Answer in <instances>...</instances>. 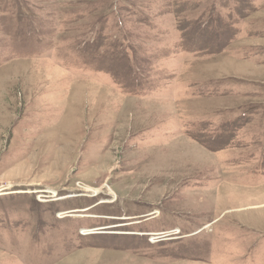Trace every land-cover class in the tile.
Instances as JSON below:
<instances>
[{"label":"rangeland","instance_id":"rangeland-1","mask_svg":"<svg viewBox=\"0 0 264 264\" xmlns=\"http://www.w3.org/2000/svg\"><path fill=\"white\" fill-rule=\"evenodd\" d=\"M0 190V264H264V0H0Z\"/></svg>","mask_w":264,"mask_h":264},{"label":"bare ground","instance_id":"bare-ground-1","mask_svg":"<svg viewBox=\"0 0 264 264\" xmlns=\"http://www.w3.org/2000/svg\"><path fill=\"white\" fill-rule=\"evenodd\" d=\"M1 192H4V190H0V194H1ZM101 192V189H99V190H96L95 191V193L96 194H98V193H100ZM6 193V192H5ZM54 194H53V197L54 196H56V193L55 192H53ZM68 216V214H65V213H63V214H60L59 215V218H64V217H67ZM74 217H82V215L81 214H75L74 215ZM103 229V228H102ZM106 230H108L107 228H106ZM93 232H95V231H86V232H84V234L86 233H93ZM97 232V231H96ZM99 232V231H98ZM180 233H179V230H177V231H174V232H171L170 234H169V236H173V235H179ZM158 235V234H157Z\"/></svg>","mask_w":264,"mask_h":264}]
</instances>
